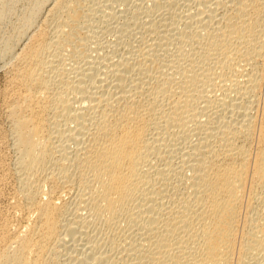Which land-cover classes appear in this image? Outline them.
I'll list each match as a JSON object with an SVG mask.
<instances>
[{
    "label": "bare ground",
    "instance_id": "1",
    "mask_svg": "<svg viewBox=\"0 0 264 264\" xmlns=\"http://www.w3.org/2000/svg\"><path fill=\"white\" fill-rule=\"evenodd\" d=\"M135 1L0 41V264H264V0Z\"/></svg>",
    "mask_w": 264,
    "mask_h": 264
},
{
    "label": "rangeland",
    "instance_id": "2",
    "mask_svg": "<svg viewBox=\"0 0 264 264\" xmlns=\"http://www.w3.org/2000/svg\"><path fill=\"white\" fill-rule=\"evenodd\" d=\"M16 1V0H15ZM19 1H21V0H17L16 2H14L15 4H13V0L11 1V0H8V5H9V7L8 6H6L4 9H3V11L2 12H0V16H1V19L0 20H2L1 22H0V41L2 40V39H4L5 37H7V36H10L9 38H11V36L12 35H16V33L14 34L13 32H15L16 30L14 29L15 28V26H17L20 22H21V18L23 17V13H24V7H28L29 6V2H31V0H28L29 2H27V0H23L24 1V3L22 4V2L23 1H21V2H19ZM19 2V3H18ZM26 2V3H25ZM135 2H138L137 0L135 1ZM18 3V4H17ZM20 4V5H19ZM25 4V5H24ZM27 4V5H26ZM15 5H17V6H15ZM24 6V7H23ZM21 7V8H20ZM23 7V8H22ZM17 8H20V10L21 9H23V10H21V12H22V14L20 13V10L19 9H17ZM17 9V10H16ZM19 10V11H18ZM45 10H43L42 11V13L40 14V16H39V18L36 20V22H35V25H38L41 21L40 20H42V18H44L43 16L45 15V12H44ZM18 14V16H16ZM21 14V15H20ZM19 16H21V17H19ZM18 17H19V20H20V22H18L17 23V21H19L18 20ZM41 17V18H40ZM39 20V21H38ZM14 21V22H13ZM37 21H38V23H37ZM17 23V25H15L14 26V24H16ZM11 23L13 24V25H11ZM37 23V24H36ZM12 27H14V28H12ZM34 28V27H33ZM12 29H13V31H12ZM100 29V30H99ZM99 29H97V32L99 31H102L103 29L102 28H99ZM100 33L102 34V35H100ZM100 33H98L99 34V36H101L100 38H102V36L105 34V36H107V37H103L102 38V41L104 40V38H105V41H106V38H108V35H109V33L107 34V33H104V32H100ZM104 33V34H103ZM99 36H97V37H99ZM25 39H26V37L24 38V42H25ZM2 42V41H1ZM1 45L2 44H0V47H1ZM3 46V45H2ZM18 47H20V46H17L16 47V52H18L19 50H20V48H18ZM1 49H2V47L0 48V54H1ZM14 53H15V51H14ZM13 54V53H12ZM2 55H0V89H1V87H3V85H4V72H5V68H6V66L8 65V63L10 62V60L12 59V55L9 57V55H7L8 57H1ZM5 58V60H3ZM6 58H8L7 60H6ZM10 59V60H9ZM6 61V62H5ZM3 70H2V69ZM1 99L2 98H0V104H1ZM5 118H4V114H3V112H2V110H1V106H0V139H2V138H6V136H7V134H8V125H7V123H6V120H4ZM5 130H6V132H5ZM4 132V133H3ZM6 133V134H5ZM5 137H4V136ZM4 142H5V140H3ZM2 141V142H3ZM0 155H2V156H5L6 158H7V155H9V157H12V155H13V153H12V151L10 150V148L8 149H6V147H5V145H4V143H1V141H0ZM5 147V148H4ZM4 148V149H3ZM6 150V151H5ZM8 150V151H7ZM6 152V153H5ZM8 153V154H7ZM9 183V182H8Z\"/></svg>",
    "mask_w": 264,
    "mask_h": 264
}]
</instances>
